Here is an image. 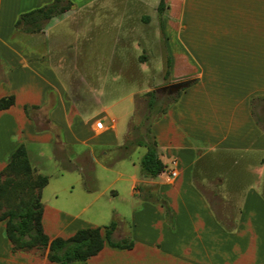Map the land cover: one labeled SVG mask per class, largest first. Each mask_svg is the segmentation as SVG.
Wrapping results in <instances>:
<instances>
[{"label": "crops", "instance_id": "0c3cea01", "mask_svg": "<svg viewBox=\"0 0 264 264\" xmlns=\"http://www.w3.org/2000/svg\"><path fill=\"white\" fill-rule=\"evenodd\" d=\"M50 1L0 0V97L13 95L0 109V169L22 143L33 171L47 177L40 221L49 238L85 226L103 233L113 221L111 238L132 245L105 242L84 260L62 263L47 259L46 249H11L0 219V264H264V0L155 6L163 84L189 82L148 125L165 165L153 177L140 171L145 146L139 154L130 144L134 91L87 109L51 60V32L61 16L96 0H69L37 31L15 26L20 13ZM234 151L257 156L253 181L237 185L227 178L229 167L228 176L214 170L222 166L215 155ZM111 154L128 165L100 160ZM172 166L176 175L167 181ZM210 180L211 196L199 184ZM220 191L240 194L235 201Z\"/></svg>", "mask_w": 264, "mask_h": 264}, {"label": "rangeland", "instance_id": "374dc122", "mask_svg": "<svg viewBox=\"0 0 264 264\" xmlns=\"http://www.w3.org/2000/svg\"><path fill=\"white\" fill-rule=\"evenodd\" d=\"M158 2L159 0H96L61 16L51 32V60L69 94L85 105V108L98 106L101 100L112 98L113 93L134 91L129 139L130 144L137 147L139 154L144 145L137 144L135 140L148 139L146 129L151 119L175 95V90L163 84L162 67L157 62L159 49L154 15ZM151 89L155 100L148 107L149 95L145 92ZM116 107L113 114L120 121L121 111ZM136 154L133 151L129 153L132 157ZM111 156L112 154L101 157L100 160L112 166L120 162L122 168L125 164L128 165L127 159L117 160ZM256 159L257 156L252 153H218L215 155V162H221L222 166L214 170L220 175L228 176L226 167H229L227 178L234 177L232 182L238 185L255 179ZM92 167L94 171L99 169L96 162H93ZM216 173H212L211 180L216 177ZM31 174L35 175V172L32 170ZM136 174L139 176V173ZM108 175L105 174L104 179ZM211 180L199 181L204 192L210 196ZM218 181H221L220 176ZM239 194L237 191H220V195L229 197V200L237 199ZM32 250L41 253L39 249Z\"/></svg>", "mask_w": 264, "mask_h": 264}, {"label": "trees", "instance_id": "16d2710c", "mask_svg": "<svg viewBox=\"0 0 264 264\" xmlns=\"http://www.w3.org/2000/svg\"><path fill=\"white\" fill-rule=\"evenodd\" d=\"M69 5V0H51L20 13L14 24L27 31H37L42 28L49 17L66 10ZM161 7L162 0H159L157 8ZM179 88L181 87H175L172 90L177 91ZM145 93L149 95L147 104L148 107H151L155 100L153 90H147ZM12 102V94L1 96L0 109L8 107ZM146 131L148 139H136L135 142L145 146L139 160L141 173L153 177L163 170L165 165L158 156L156 142L150 134L149 126ZM32 170L22 143L14 148L8 161L0 169V219L5 220L4 231L11 243V249L24 251L46 249L47 259L65 263L86 259L95 254L105 242L118 247L132 245L131 240L125 242L124 240L115 241L111 238L113 221L102 226L103 233L100 226H85L77 228L66 237L49 238L40 221L42 210L40 191L46 183L47 177L40 173H35L32 176ZM164 207L169 215V209L165 203Z\"/></svg>", "mask_w": 264, "mask_h": 264}, {"label": "built area", "instance_id": "2783aa9c", "mask_svg": "<svg viewBox=\"0 0 264 264\" xmlns=\"http://www.w3.org/2000/svg\"><path fill=\"white\" fill-rule=\"evenodd\" d=\"M94 127L96 129H101L102 128V122L101 120L97 119L94 122ZM175 161L171 160V164L174 165ZM176 175V170L175 168L172 166L169 169H167L166 173H165V180L169 181L172 177H174Z\"/></svg>", "mask_w": 264, "mask_h": 264}, {"label": "water", "instance_id": "95a60500", "mask_svg": "<svg viewBox=\"0 0 264 264\" xmlns=\"http://www.w3.org/2000/svg\"><path fill=\"white\" fill-rule=\"evenodd\" d=\"M189 82V79H183L178 81H173L167 85L168 88L181 87L186 85Z\"/></svg>", "mask_w": 264, "mask_h": 264}]
</instances>
